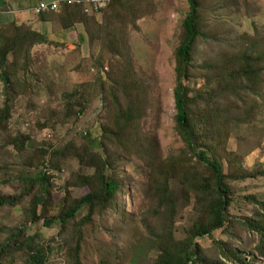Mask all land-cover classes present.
<instances>
[{
  "label": "trees",
  "instance_id": "obj_1",
  "mask_svg": "<svg viewBox=\"0 0 264 264\" xmlns=\"http://www.w3.org/2000/svg\"><path fill=\"white\" fill-rule=\"evenodd\" d=\"M188 1L174 56L175 129L183 145L168 155L159 138L144 130L147 86L128 45L106 37L120 42L117 25L129 19L136 24L141 0H113L99 14L101 19L98 13L87 15L78 4H64L59 13L40 16L66 31L81 25L87 45L100 42L110 58L107 69L101 56L94 58L98 77L90 85L91 89L99 85L102 89L99 93L109 107L106 121L100 124L99 137L94 138L89 130L81 143L74 145L76 149H71V140L59 145L52 139L30 148L27 133L9 134L13 100L26 93L21 90H27L25 96L30 98L40 87V74L33 71L35 48L68 47L54 43L28 23L0 25V82L6 91L0 107V133L6 134L4 151L13 152L21 165L14 177L9 174L0 179V209L24 205L29 221L10 229L0 240V264H50L54 249L64 253L70 264H86L93 252L97 264H121L123 250L97 243L99 231L103 228L108 232L103 222L110 213H119L121 224L132 217L119 211L126 188L120 164L142 178L149 203L139 221L147 236L139 238L137 233L135 244H129L133 264H251L245 256L241 231L257 237L255 251L264 258V198L242 196L255 206L253 214L233 211L241 198L238 184L264 179V163L254 166L248 160L263 141L256 139L253 131L237 138L243 141L240 151L230 147L234 127H253L259 116L255 98L264 88V39L218 63L202 66L211 76L198 86L195 59L198 42L205 37L204 16L201 0ZM4 6L0 11L7 9L8 5ZM92 93L81 84L77 91L55 101L46 121L38 126L55 133L58 126L77 125L89 111ZM68 151L77 152L73 158L78 159L79 168L63 186L64 196L56 200V178L67 163L64 156ZM6 183L13 184L14 192L1 190ZM72 187L89 193L77 197ZM42 220L46 227H59L50 241L42 234L28 232L29 223ZM72 234L76 235L75 245H66ZM115 238L119 240L120 235ZM208 239L213 242L211 247ZM208 248L214 249L210 253Z\"/></svg>",
  "mask_w": 264,
  "mask_h": 264
},
{
  "label": "rangeland",
  "instance_id": "obj_2",
  "mask_svg": "<svg viewBox=\"0 0 264 264\" xmlns=\"http://www.w3.org/2000/svg\"><path fill=\"white\" fill-rule=\"evenodd\" d=\"M201 2L205 37L199 40L196 50L197 79L195 83L198 86L203 85L211 76V72L201 69L202 66L218 63L226 56L244 48H250L255 41L264 39V0H201ZM188 9V0H141L135 13L136 24H133L129 19V21L117 25L120 42L106 35L108 41L111 39L113 42L128 45L136 69L147 86L144 130L146 134L159 138L166 155L178 151L183 145V141L175 129L177 111L174 98L176 88L174 56L175 50L180 44L182 22ZM101 12L97 14L99 19L102 18L99 15ZM16 18L20 22V19ZM33 53L35 61L33 71L40 74V87L36 94L30 98L25 96L27 90H21V93H26L13 100L9 134H16L19 131L27 133L30 148H33L37 142L52 139L59 145L71 140L73 141L71 149L73 147L76 149L74 145H79L83 140V134L89 133V130L94 138L99 137L100 124L102 121H106L109 107L106 108L107 105L99 93L102 90L100 85L94 89H91L90 85L94 84L93 81L98 77L95 59H100L101 56V62L106 65V69L108 68L110 58L107 56L104 46L100 42H96L92 46H80L79 49L74 50H69L66 47L40 46L35 48ZM81 84H84L90 92L93 91L87 114L81 117L77 125L58 126L55 133L54 130L41 129L38 124L46 121L51 105L54 106L55 101H61L63 97L77 91ZM5 97L4 84L0 82V107ZM107 101L110 104V100ZM255 102L259 106L256 125L235 129L233 124L234 131L230 142V147L240 151L243 141L237 138L254 131L255 138L263 141L260 150L256 149L249 156V165L254 166L264 163V88L255 98ZM5 138L6 134L0 133V179L9 174L14 177L21 168L18 163L20 159L14 158L13 152L4 151ZM246 147L247 143L244 142V148ZM6 148L11 151V146ZM109 148L111 150V147ZM112 152L116 151L112 150ZM75 153L77 152L68 151L64 156L68 160L60 172L61 175L56 178V200H60L64 196L66 190L63 186L72 177L73 171L79 168L78 159L73 158ZM116 155H121V153ZM119 172H121L120 177L126 179L125 192L119 200V211L124 210L132 217L121 224L120 214L110 213L103 222V227H106L108 232L102 228L98 233L97 243H105L113 248L123 250L124 256L121 259V264H133L131 260L133 252L129 250V244H135L133 241L137 233L139 238L147 236L143 225L140 227L139 221L147 212L149 203L145 197L143 180L137 172L124 164H120ZM238 185L241 198L235 204L233 211L238 215L253 214L255 206L243 199L242 196L257 194L264 198V179H252L240 182ZM1 190L12 193L14 186L12 183H6L1 185ZM71 190L77 197L89 193L87 189L83 188L72 187ZM24 211V205L14 209L8 207L0 209V240L6 237L10 229L29 222ZM134 220L135 222H132ZM29 225L28 232L30 234H42L43 239L47 241H50L59 232L57 224L46 227L43 220L37 224L29 223ZM119 226H122V229ZM118 234L120 235L119 240L115 238ZM241 234L247 260L251 264H264V258L258 256L255 251L257 237L252 233H246V231H241ZM76 240V235L72 234L66 245L74 246ZM206 241L209 247L213 245L211 239ZM213 249L208 248L207 250L211 253ZM53 254L54 257L50 264H70L64 253L54 249ZM95 255H97L95 252L88 254L89 260L86 261V264H97L98 259Z\"/></svg>",
  "mask_w": 264,
  "mask_h": 264
},
{
  "label": "crops",
  "instance_id": "obj_3",
  "mask_svg": "<svg viewBox=\"0 0 264 264\" xmlns=\"http://www.w3.org/2000/svg\"><path fill=\"white\" fill-rule=\"evenodd\" d=\"M57 0H0V8L7 5V9L0 11V25H7L20 19L19 23L31 24L35 30L40 31L44 36L54 43L66 45L69 50L88 46L84 28L79 25L71 30H62L55 22L42 21L36 15L35 8L42 2H54Z\"/></svg>",
  "mask_w": 264,
  "mask_h": 264
},
{
  "label": "built area",
  "instance_id": "obj_4",
  "mask_svg": "<svg viewBox=\"0 0 264 264\" xmlns=\"http://www.w3.org/2000/svg\"><path fill=\"white\" fill-rule=\"evenodd\" d=\"M112 0H57L54 2H42L37 8L35 13L41 16L45 13H59L64 4L68 5H81L87 15H94L100 13L108 7Z\"/></svg>",
  "mask_w": 264,
  "mask_h": 264
}]
</instances>
